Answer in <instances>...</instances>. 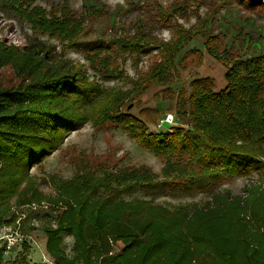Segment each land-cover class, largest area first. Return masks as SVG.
<instances>
[{"label": "trees", "instance_id": "16d2710c", "mask_svg": "<svg viewBox=\"0 0 264 264\" xmlns=\"http://www.w3.org/2000/svg\"><path fill=\"white\" fill-rule=\"evenodd\" d=\"M34 2L4 0L3 4L30 24L34 33L23 47L0 40V69L12 66L22 78L0 88V230L17 226L20 215L13 201L20 207L65 200L72 204L54 215L47 213L41 227L55 264H264L262 187L250 193L245 203L230 191L214 193V204L194 206L193 211L191 206L170 210L148 200L122 197L138 189L213 192L223 180L257 170L264 177V54L244 58L221 51L217 36L182 25L165 40L138 21L132 36H121L112 45H99L87 53L99 76L91 80L83 64L59 54L77 48L88 21L104 18L105 10L89 8L77 16L66 1L51 11L33 6ZM181 12L178 6L162 9L157 22L169 24ZM200 33L207 52L227 68L225 89L217 90L209 77L194 79L189 89L176 87L182 83L181 71L189 68L185 57L179 61L178 57ZM37 34L59 40L62 53ZM152 49H157L158 58L138 78L112 59L113 52L124 56V61L127 55L138 67ZM193 51L199 68L202 52ZM100 79L125 81L130 88H107ZM155 87H163L161 99L173 103L181 124L170 131H151L144 118L130 113ZM88 123L99 132L123 130L165 161L162 173L147 166L104 170L102 176L88 170L69 180L45 179L43 183L56 185L59 195H44L31 172L33 165ZM248 211L251 222L243 217ZM27 220V216L21 219V225ZM38 229L30 226L27 231ZM65 235L74 238L71 254ZM28 250L26 245L14 260L5 261L3 245L0 264H50L31 263Z\"/></svg>", "mask_w": 264, "mask_h": 264}, {"label": "rangeland", "instance_id": "374dc122", "mask_svg": "<svg viewBox=\"0 0 264 264\" xmlns=\"http://www.w3.org/2000/svg\"><path fill=\"white\" fill-rule=\"evenodd\" d=\"M64 1L68 2L77 16L85 14L89 8L104 9L107 13L104 18L97 17L89 20L88 28L78 41V47L68 49L65 53L61 52L59 40H50L47 35L37 34L41 40L55 45L56 51L62 53L59 54L62 58L83 64L91 80L94 77L98 79L99 76L91 68L86 58L87 53L99 45L110 46L114 39L121 36H132L135 32L134 26L138 21L152 28L159 38L165 40L173 37L177 25H182L196 31H208L212 36H217L221 51L230 50L244 58L264 54V0H35L33 6H41L51 11L59 9ZM3 4L4 0H0V40H5L7 45L17 44L21 47L27 45L34 30L20 15L7 10ZM172 6L181 7L182 12L176 15L175 20L169 24L158 23L157 17L161 18V10ZM193 50L202 52L203 59L199 68L196 64L197 55ZM183 56L189 68L181 71L182 83L176 84V87L186 85L189 89L194 79L209 77L214 79L217 90L226 88L227 68L207 52L205 39L201 33L185 47L178 61ZM112 57L131 77L138 78L140 72H147L151 64L157 60L158 51L152 49L147 56H143L138 67L133 66L127 55L126 61H124V56L115 52L112 53ZM21 80L22 78L17 76L12 66L0 69V88L13 86ZM100 83L104 87L115 90L130 88L125 81H102L100 79ZM162 92L163 87L149 90L141 97L140 103L130 110L134 116L144 118L150 130L154 132L170 131L173 127L181 125L172 107L173 103L166 98L161 99ZM168 114L175 116V122L171 126L160 127L162 120ZM141 166H147L160 175L165 161L129 138L121 129H106L99 132L92 127L91 123H88L83 128L70 133L65 143L44 158L42 162L34 164L31 172L35 175L39 190L44 195L57 197L59 191L56 185L43 183L45 179L54 177L57 181L69 180L75 178L78 173L88 170H94L98 176H102L104 170L123 171ZM263 178V173L257 170L223 180L213 192L138 189L122 197L125 200L133 198L148 200L170 210L191 206V211H193L194 206L205 208L209 204H214V193L224 191H230L232 197L241 196L245 203L249 194L256 188H264ZM14 203L15 201L12 206L20 215L17 226H5L0 230V234L19 228L23 237L19 249L23 252L25 246H29L26 252L28 260L32 262V259L35 263L49 260L51 264H55V260L49 257L47 252V237L41 227L48 217L47 213L54 215V212H62L72 202L64 200L55 203L43 200L20 207H16ZM26 216L28 220L21 225L20 220ZM243 217L247 221H253L250 211L246 212ZM30 226H38L39 229L32 232L27 231ZM64 239L67 252L71 254L74 238L65 235ZM211 258L208 257V259Z\"/></svg>", "mask_w": 264, "mask_h": 264}, {"label": "built area", "instance_id": "2783aa9c", "mask_svg": "<svg viewBox=\"0 0 264 264\" xmlns=\"http://www.w3.org/2000/svg\"><path fill=\"white\" fill-rule=\"evenodd\" d=\"M174 122L175 116L173 114H168L167 117L162 120V124L160 125V127L171 126ZM0 241H2V243L0 244V248L5 245V253H11L21 246V243L23 241L22 233L19 228L8 230V232L0 234Z\"/></svg>", "mask_w": 264, "mask_h": 264}, {"label": "crops", "instance_id": "0c3cea01", "mask_svg": "<svg viewBox=\"0 0 264 264\" xmlns=\"http://www.w3.org/2000/svg\"><path fill=\"white\" fill-rule=\"evenodd\" d=\"M47 237V236H46ZM47 240H48V238H47ZM47 244V243H46ZM21 250L20 249H18L17 251L15 250V252L14 253H6V254H4V260L5 261H8V260H14L15 259V257H16V253H18V252H20ZM50 257V256H49ZM30 261V260H29ZM31 263H35V262H33V260L31 259ZM48 262H49V260H47ZM50 264H51V262H49ZM53 264V263H52Z\"/></svg>", "mask_w": 264, "mask_h": 264}]
</instances>
